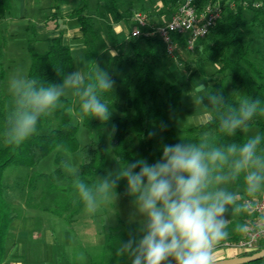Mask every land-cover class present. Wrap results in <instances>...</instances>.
<instances>
[{
	"label": "trees",
	"instance_id": "trees-1",
	"mask_svg": "<svg viewBox=\"0 0 264 264\" xmlns=\"http://www.w3.org/2000/svg\"><path fill=\"white\" fill-rule=\"evenodd\" d=\"M13 1L0 0V20H4L6 14L10 12ZM88 1L80 0V7L72 14L83 35V44L86 48V71L94 67V62L98 63L103 52V45L95 28L93 16L88 10ZM181 1L162 0L165 12L170 13L167 20L175 13ZM227 1L229 0H221L225 5L223 15L211 28L209 34L197 42L193 52L196 60L185 62L184 70L189 75L195 63L201 65L200 55H204L217 67L213 74L204 79L205 90L212 93L223 92L227 99L226 109L238 107L241 94L260 100L261 107L264 108V0H256L260 3L258 8L243 6L240 3L230 8ZM103 4L102 10L97 11V18L107 21L108 40L114 47L121 48L117 57L108 58L101 66L115 80L113 93H106L103 99L109 104L113 103V110L117 114L112 115L107 123L101 124L98 120L81 113L80 122L88 130L94 129L101 132L109 129L108 148H105L100 139L95 140L92 137L83 147L79 148L76 138L78 126L73 122L76 100L66 97L61 98L62 107L41 117L36 132L20 145L4 143L3 131L8 126V115L14 105L12 95H2V86L6 78L2 53L7 39L0 32V264L5 256V240L9 227L18 216L3 195L4 188L1 179L7 167L14 165L26 168L29 184L35 182L36 177L44 178L47 183V194L55 198L52 205L46 206L44 210L70 223L73 216L77 215L84 205L76 195L73 185L74 178L62 167L61 162L65 159L58 157L59 153L55 154L57 157L54 163L57 167L53 172L50 174L36 173V167L48 155L56 150L66 153L79 151V178L91 184L95 182L96 175L101 176L103 173L109 152L113 154L116 165V160L131 162L140 157L152 163L162 156V144L179 142L170 114L177 109L181 90L176 85L164 83L155 76L157 67L155 59L160 55L154 52V46L158 45L161 48L162 57L165 58L162 44L157 38L143 37H129L119 43L111 33L112 24L124 19L126 23H129L137 12L134 13L133 8L128 6L124 7V11L121 12L120 9L124 4L120 0H105ZM130 25L133 26L132 22ZM131 29L132 27L130 31ZM249 29H259L260 32L257 34ZM43 41L46 48L42 52H37L30 46L27 47L30 60L27 76L42 82L60 83L62 77L57 73L60 70L67 73L74 65L72 51L63 44L60 36ZM199 47L202 48V53H198ZM234 92H240V94ZM120 93L122 94L121 106L115 99V95ZM153 123L158 127L155 140L149 136ZM113 126H115V132L112 131ZM185 133V137H192L194 142L207 133L214 143L226 140L240 143L250 135L259 133L264 136V112L256 114L249 123L247 132H238L234 137H226L220 132L217 120H210L204 125L188 127ZM242 220L243 217H238L236 222L230 223L229 230L231 231L234 224ZM130 234H135V230L125 228L123 225L113 228L105 235L100 259L92 258L90 264H117L127 260L126 257L117 256L116 249L121 241L129 238ZM241 238L243 236L232 233L226 241L233 243ZM262 240L254 250L242 252L238 256H251L261 251L264 249ZM220 251H222L221 248L217 249L218 253ZM227 258L232 257L223 255L218 260ZM263 262L264 258L246 264H262Z\"/></svg>",
	"mask_w": 264,
	"mask_h": 264
},
{
	"label": "clouds",
	"instance_id": "clouds-1",
	"mask_svg": "<svg viewBox=\"0 0 264 264\" xmlns=\"http://www.w3.org/2000/svg\"><path fill=\"white\" fill-rule=\"evenodd\" d=\"M57 74L62 77L60 83L19 73L9 78L14 106L3 131L6 145L18 146L33 135L41 117L62 107L61 98L69 92L79 98L83 115L101 124L110 120L113 103L103 97L113 93L115 80L106 69L94 62L90 71L83 66ZM198 87L206 86L200 83ZM195 102L207 109L196 123L217 120L226 137L247 132L256 114L264 112L260 100L242 94L238 107L230 109H226L223 92H205ZM161 148L162 156L152 163L143 157L131 162L116 160V169L96 175L91 184L79 178V168L70 159L61 162L74 178L78 200L90 214L108 201L115 202L120 182L126 181L125 194L132 198L137 229L120 242L117 256L126 257L130 264H217V249L232 233L249 240L264 236V201L259 199L264 194V136L257 133L240 143H214L205 133L198 141L180 138ZM239 183L243 194L233 187ZM237 217L248 219L235 223L230 231ZM261 256L264 251L249 259Z\"/></svg>",
	"mask_w": 264,
	"mask_h": 264
},
{
	"label": "rangeland",
	"instance_id": "rangeland-1",
	"mask_svg": "<svg viewBox=\"0 0 264 264\" xmlns=\"http://www.w3.org/2000/svg\"><path fill=\"white\" fill-rule=\"evenodd\" d=\"M103 1L105 2V0ZM98 2L99 0L89 1L91 5L89 13L93 16L94 21H96L95 28L99 33L102 45L112 47L107 37L106 22L97 18L98 10L94 9V7L98 5ZM120 2L124 4V7L127 5L136 6L140 4V1L137 0H120ZM32 3L38 5L39 0H14L10 12L6 14L5 19L0 23V32H2L7 39L6 46L2 53V64L6 71V78L2 86L3 96H11L9 91V78L12 75L19 73L27 76L30 62L27 47L30 46L35 51L42 52L39 50V47L43 46L44 41L42 40L46 38V36L42 37L41 34H37L33 26L35 21H42L44 18L38 17L40 13L38 9L27 11L26 16H22L21 14L22 8ZM56 23L61 26L60 21ZM48 27L53 29L51 21L48 22ZM54 30H52V32L50 31V34H57V36H61V38L64 39L62 35L53 32ZM249 31L257 34L260 32L259 29H249ZM118 37H123V35ZM35 41H40L41 45H37ZM198 51V53H202V48L199 47ZM154 52L160 55L159 58L155 59V63L157 64L156 78L164 83L174 84L181 90V97L177 109L170 114L177 139H179V141L180 138L193 141L192 137H185L186 133L183 127L198 125L196 121L203 115L194 116L207 111L204 105L195 102V98L207 92L205 89L200 90L198 86L200 83L205 85L204 79L213 74L217 67L214 62L207 60L204 55H200L201 65L195 63L188 75L183 65L187 61H195V53L187 52L184 48H181L176 52L173 58H164L162 57L161 48L158 45L154 46ZM72 54L74 58L75 52L72 51ZM102 62V60L98 61L100 65H103ZM64 97L74 98L76 100V108L73 111V122L78 126L76 138L79 148L83 147L90 137L95 140L100 139L104 143L105 148H108L109 129L98 132L94 129L88 130L84 128L80 122L81 111L79 108V98L74 96L71 92ZM115 99L118 105L121 106L122 94L115 95ZM116 114L117 112L113 110L112 115L114 116ZM151 132L156 133L155 136H151L153 140H155L158 134V127L154 123L151 126ZM56 153H59L57 155L58 157L70 159L76 166L80 163L79 151L66 153L61 150H56L48 155L45 160L36 167V173L50 174L53 172L57 167L54 163V159L57 157L55 156ZM116 167L117 165L114 162L113 154L109 152L106 156L104 170L101 176L106 175L108 171L114 170ZM1 181L4 188V199L18 215L17 219L9 227L8 235L5 240V252L8 251V247H10L12 240H14L16 245L14 246L11 256L15 258L17 250H20L18 259L22 262L28 261V257L24 252L28 245H36L39 248L42 247L41 249L44 251L43 262L45 264L57 263L58 257H60V261L64 264H90L92 258L97 260L100 259L102 254L101 247L104 244L105 235L113 228L123 225L125 228L134 229L136 232L137 222H133L132 219L134 215L132 198L125 194L126 181L120 182L116 190L118 198L115 202H106L95 214L86 212L83 207L77 215L73 216L70 223L44 210L46 206L52 205L55 200L53 195L47 194V183L44 178L36 177V181L29 184L27 169L11 165L2 173ZM233 187L243 194L242 183L234 185ZM259 199H264V194H261ZM237 218H233L232 222H236ZM138 219L137 217L136 220L138 221ZM16 228L20 230L25 229L24 232H27L28 236L26 241L22 242L11 237L10 230ZM117 264H130V262L128 260H123ZM262 264H264V262Z\"/></svg>",
	"mask_w": 264,
	"mask_h": 264
},
{
	"label": "crops",
	"instance_id": "crops-1",
	"mask_svg": "<svg viewBox=\"0 0 264 264\" xmlns=\"http://www.w3.org/2000/svg\"><path fill=\"white\" fill-rule=\"evenodd\" d=\"M89 1H88V10H90V7H91ZM132 1H136V0H132ZM137 1H140V4H137L136 6L127 5L128 7L133 8L134 13L138 11L143 12L144 14L147 15L149 21H152L153 22L152 24L155 23V25L162 24L163 22L168 21L167 17L170 16V13L167 14L165 12L166 10L162 3V0H137ZM80 5H81L80 0H39L38 5H36L35 3H32L30 5H26V7H23L22 13H21L22 16H26L27 11L38 9V11L40 12L38 17H43L44 19L42 21H35L33 29H36L35 32H37V34H41L42 37L46 36V38H43V40L59 37L57 36V34L56 35L50 34L52 30L54 29L56 30H54L53 32H57L58 34L63 36L64 38L62 39L63 44L68 46L71 51L75 52L74 59L76 60V61L74 60V65L72 69L68 70L67 73L75 71L79 67L84 66L85 68L86 66V58H85L86 48L83 44V35L80 32L79 26L76 24L75 20H73V17H72L73 12L77 8H79ZM103 5H104L103 0H99L98 5L95 6L94 9L100 11L102 10ZM123 9H124V6L120 9V11L123 12L124 11ZM99 20H102V19H99ZM2 21L3 20H0V23ZM49 21L52 22L53 29H50L48 27ZM57 21L61 22V26L57 25L56 23ZM95 22L96 21H94V23ZM104 22L107 23V21H104ZM131 22L132 21H129V23H126V20L124 19L120 22L112 24L111 33L113 34V36L119 43L129 38L130 27H132L130 25ZM122 35L123 37H120V38L118 37ZM35 43L37 45H41L40 41L38 42L35 41ZM45 48H46V44L43 43V46L39 47V50L43 51L45 50ZM117 51L119 53L121 51V48L120 49L116 48L113 45L112 47H108V45L106 46L103 45V52L101 53V58H100V60L103 61L102 62L103 65L106 63L108 58L117 57L119 55ZM204 113L205 112L199 113L194 117H197L199 115H204ZM198 125H195V126H198ZM191 127H194V126H191ZM183 128L186 129L188 127H183ZM245 219H248V218H243V220ZM24 230L25 229L20 230L19 228L12 229L10 230V235L13 239L20 240L22 242L26 241L28 239V236H27V232H24ZM262 241L264 242V238ZM15 245H16L15 241L12 240L10 247H8V251L5 252V256H4L2 264H45L43 262L44 251L43 249H41L42 247L39 248L36 245H28V247L24 250V252L26 253L28 257L27 258L28 261L22 262L20 259H18L20 250H17V253H16L17 255L15 256V258L11 256V253ZM223 255L226 257L234 256L232 255V252H230L229 250L222 249V251L218 253L216 260H218ZM60 260H61L60 257H58L57 263H54V264H64Z\"/></svg>",
	"mask_w": 264,
	"mask_h": 264
},
{
	"label": "built area",
	"instance_id": "built-area-1",
	"mask_svg": "<svg viewBox=\"0 0 264 264\" xmlns=\"http://www.w3.org/2000/svg\"><path fill=\"white\" fill-rule=\"evenodd\" d=\"M236 3L251 8L260 7L256 0H229L228 7ZM221 0H182L171 18L162 24H152L147 15L137 12L132 17L131 38H157L162 44L166 57L173 58L180 48L194 52L197 42L204 39L224 13ZM264 201V199H260ZM264 236L249 240L243 237L236 242H225L220 248L238 257L242 252L254 250Z\"/></svg>",
	"mask_w": 264,
	"mask_h": 264
},
{
	"label": "water",
	"instance_id": "water-1",
	"mask_svg": "<svg viewBox=\"0 0 264 264\" xmlns=\"http://www.w3.org/2000/svg\"><path fill=\"white\" fill-rule=\"evenodd\" d=\"M261 251H264V249H262ZM255 255L256 253L251 256H242V257L238 256V257L217 260V264H246V263H250V262L257 261V260L264 258V256H261L255 259H249V257L255 256Z\"/></svg>",
	"mask_w": 264,
	"mask_h": 264
}]
</instances>
